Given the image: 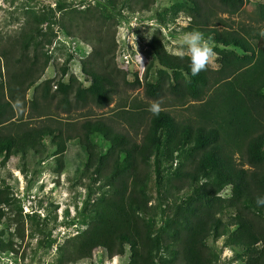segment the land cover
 <instances>
[{
  "label": "trees",
  "instance_id": "1",
  "mask_svg": "<svg viewBox=\"0 0 264 264\" xmlns=\"http://www.w3.org/2000/svg\"><path fill=\"white\" fill-rule=\"evenodd\" d=\"M149 1L141 0L144 6ZM184 1L192 7V25L187 32L199 31L206 40L239 49L244 56L219 50L220 69L215 72L208 67L193 76L189 58L165 51L163 36L155 34L150 49L164 71L156 84L146 80V97L195 103L190 108L197 116L178 122L166 112L153 115L142 143L105 119L86 120L67 138L61 127L43 120L34 126L22 123L14 129V105L18 106L23 95L41 80L49 57L39 74L38 56L31 59L27 53L33 44L31 39H23L18 58L13 51L4 49L1 53L8 81L6 89L2 86L0 90V126L11 122L0 127V159L4 154L11 157L43 150L46 138L57 140L59 154L63 155L67 142L79 140L89 155V167L101 170L103 158L96 154L92 140L104 138L112 144L104 172L99 171L110 195L94 206L99 220L79 237L77 261L92 258L101 248L111 259L129 251L130 264H215L208 241L229 236L233 247L251 254L246 264H264V206L256 204V198L264 196V36L260 35L264 29L244 25L232 28L217 14L208 12L207 0ZM215 1L223 10L238 11L248 0ZM259 10L264 20V4ZM95 43L93 54L83 66L90 88L84 89L77 81L75 87L74 80L65 84L68 69H64L59 81H46L40 87L43 96H48L46 102L56 101L57 107L69 111L89 101L100 108L111 104L119 91L109 69L113 43L103 38ZM53 84L56 90L52 93ZM37 104L34 101L32 105ZM137 114H129V123L143 121L142 113ZM159 133L162 138L168 134L175 139L171 140L174 150L168 148L169 137L164 135L167 140H159ZM154 150L159 194L155 208L147 194ZM172 154L186 160L184 168L172 171L162 167L161 159ZM228 190L231 195L226 199L223 193ZM10 202L9 194L0 190V218ZM160 219L163 224L159 227Z\"/></svg>",
  "mask_w": 264,
  "mask_h": 264
},
{
  "label": "rangeland",
  "instance_id": "2",
  "mask_svg": "<svg viewBox=\"0 0 264 264\" xmlns=\"http://www.w3.org/2000/svg\"><path fill=\"white\" fill-rule=\"evenodd\" d=\"M207 3L208 12L227 21V26L264 29L259 10L264 0H248L238 11L223 10L215 0H207ZM146 6L141 0H66L65 3L59 0H0V56L5 49L13 51L18 58L24 48L23 39L27 38L33 41L27 53L31 59L38 56L39 74L43 73V65L49 57L41 80L23 95L18 106L14 105L13 128L22 123L34 126L43 120L53 127H61L67 138L86 120L105 119L118 131L142 143L153 117L148 108L155 101L145 95L146 80L156 84L160 72L164 71L153 58L150 44L160 32L172 54L180 48L182 34L192 25L189 17L192 7L184 0H150ZM100 38L113 43L109 69L119 84V91L111 104L100 108L89 101L69 111L57 107L56 101L46 102L48 96H43L40 87L46 81H59L64 69H68L65 84L74 80L75 87L78 82L84 89L90 88L91 81L83 66ZM208 41L216 53L209 66L212 71L221 67L219 50L244 56L239 49L223 48ZM0 73V90L2 86L6 89L8 76L2 59ZM53 85L52 93L56 90ZM5 95L8 97V92ZM34 101L38 102L36 106L32 105ZM159 102L160 112L169 113L178 122L197 116L190 108L195 103H182L170 97ZM136 113H142L143 121L129 123V114ZM10 122L0 126L1 129ZM164 135L162 138L159 133L157 138L175 140L168 134L164 138ZM159 140L154 142V147ZM92 141L96 154L103 158L101 170L89 167V155L79 140L67 142L63 155L59 154L58 141L46 138L41 152L1 157L0 190L9 194L11 202L3 208L4 216L0 218V264H130L129 251L123 257L111 259L101 248L95 250L90 259L76 260L79 237L99 220V215L93 212L94 206L110 195L108 184L99 178V171L104 172V163L113 147L104 138ZM173 146V142H168V148L174 150ZM155 154L154 150L147 184L150 205L154 208L159 198L154 174ZM179 157L177 154L163 157L162 167L172 171L184 168L186 160ZM230 195L229 190L223 193L226 199ZM161 224L162 219L159 227ZM228 239L226 236L208 241L215 264H246L251 257L249 251L233 247Z\"/></svg>",
  "mask_w": 264,
  "mask_h": 264
},
{
  "label": "clouds",
  "instance_id": "3",
  "mask_svg": "<svg viewBox=\"0 0 264 264\" xmlns=\"http://www.w3.org/2000/svg\"><path fill=\"white\" fill-rule=\"evenodd\" d=\"M264 36V31L260 33ZM165 51H169L165 49ZM172 54L180 58L188 57L190 60V69L193 76L208 69L215 60L214 52L209 41L205 39L204 34L199 31L185 32L180 38V48ZM148 111L153 115H159L161 111V103L153 101L149 105ZM258 206H264V196L256 198Z\"/></svg>",
  "mask_w": 264,
  "mask_h": 264
}]
</instances>
